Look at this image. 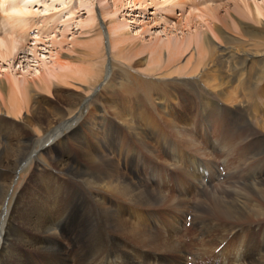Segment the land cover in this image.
<instances>
[{"label": "bare ground", "instance_id": "bare-ground-1", "mask_svg": "<svg viewBox=\"0 0 264 264\" xmlns=\"http://www.w3.org/2000/svg\"><path fill=\"white\" fill-rule=\"evenodd\" d=\"M186 1L189 8H202L203 6L208 5L207 3L209 2H206L205 0ZM186 1L163 0L161 1V3L163 4V6L166 4V7L164 8L165 10H167V12H170L175 7H184ZM203 1L205 2L202 3ZM34 2L35 0H6V4L4 5L5 7H7V10L14 7L18 13V15L16 16H11L10 21L7 22L6 26L9 28V30L8 28L5 29L8 30L7 32L5 31L6 34L4 33V35H0V59L9 60L10 64L12 61L14 62L16 56H18L19 53H22L26 48L23 43H26L28 41L24 40L26 38L30 39L32 33L33 34L31 39L33 40V42H30L29 46L26 49H31L34 54L37 52V45L42 42L41 40H37V38H39V33L41 32V30L39 33L35 29L32 32L30 30H26L30 24V20L35 15L34 11L32 10ZM70 2H72V0L63 4L64 8H69L68 10L70 16L73 13L80 12V8H82L87 13L86 17H84L83 19H79V23H81L83 26L91 27L92 24L94 25V23H97L98 20L100 21V24L98 22L97 26L99 28H102L103 22L106 23V25H108L107 29L110 35L112 46H114V48L119 47V49H122L123 47L124 49L126 48L127 58H130L132 62L134 61V59L139 58L133 62L134 64L145 63L146 59L141 55L143 54L144 50L149 47V45L144 43V41L137 42V37L134 38L135 35L133 36V34L131 36L132 32L129 31L131 25L126 24L123 20H118L116 16L120 8H122V6L126 4L124 0H97L96 5H98L99 3L101 6L100 12L103 18L102 21L101 19L99 20V17L97 16V13L95 11L96 5L94 1H81L79 8H77L78 6H73V3ZM146 2L147 0H130L129 3H134V5L139 3L140 6H145L144 3ZM151 2L152 4L157 5L156 0H151ZM230 3H232L231 6H234V9L236 10L235 12H239V15L244 19L262 23V20L264 19V1H262L261 3L258 0L227 1V4ZM224 4L213 7L208 6L203 11L200 9L198 14L188 12L186 16L184 15V26L187 27L189 31L187 36L183 34V37H179L175 33H172L174 35L168 36L166 40H163L159 46L155 45V47H152V49H150V54L153 56H151L150 60H148V62H151L150 65H154L155 67L160 69L164 68L165 70H167L165 73L169 75V77H173L175 76L173 74H176L178 72L182 73L183 69L187 67L180 65L179 59H181V57L186 52H189V54L191 53V55H193V53L195 52H192V49L196 48L197 56L195 58L197 60V63L193 68L190 67V72L195 73L199 69H201V65L205 66V61L211 60L215 55L214 52L216 46L212 43L213 37H216L220 40L223 39V35L221 32L222 30L220 29L221 27H217L216 25L218 24L214 23L215 25H213V28V26L211 27L208 23L210 21H212L213 23V20L223 22L225 14L224 16L219 14L218 9L221 5ZM111 5L112 7L114 6L115 9H110ZM240 16H238V18ZM4 19H6V16H4L2 9L0 8V21ZM193 19L195 20V22L196 20L197 22H200V24L204 23L206 29L207 27L210 29V32H212L210 38L209 34L207 36L203 35L208 33L207 30H203L202 32H200L199 28L196 25L192 24ZM181 22L182 21H179L180 25L182 24ZM38 23L39 21H37V23L35 24L36 27ZM62 24L64 23L62 22ZM175 24L176 25L172 26L173 30L177 29V23ZM150 25H148V27H150ZM193 26L195 28L191 30ZM148 27H145L142 33L149 32L150 30H148ZM13 29H15V31ZM45 29L46 28H44L43 30ZM101 30L103 33V29ZM241 30L244 32V34H249L248 31L245 30L244 26H241ZM258 33V30H256V33L250 32L252 39H249L258 40ZM28 34H30V38L28 37ZM248 42L249 40H247V43H244L242 41V46L246 47L247 44H249ZM56 44H58V42H56ZM228 44L231 45L224 46V48L222 49L223 55L229 58L227 60H231L234 63H240L241 68H243L244 65L248 63V61H252L253 63L256 61L258 64H261L258 69L254 70L253 72L251 71V75L253 74L252 79L248 78V81L245 84L246 86L244 88V90H247V87L251 88L247 90V93L244 94L245 97H254V100L252 102H255V107H251V103L248 104V106H245V108L242 110L231 111V109H229L231 111L229 115L225 116L226 114H224V116L222 117V114L217 112L219 108H221V104L220 102L219 105L217 104L215 96H207V94L205 95L199 93V103L202 105V113L199 112L196 120L199 127L204 129V133H207V136H204L206 140L209 141L210 135L214 133L215 137L220 140L217 148L222 147L223 145H228L230 147L232 146L231 148L233 149L228 152H231V154H233L235 157L238 152V157L236 158H241V160H243V157L251 159L260 156L255 160L253 159V162L255 166H257L256 164H258L259 162V166L261 168L251 167L248 170L246 176H240V178H238L237 175L235 176L233 173H229L228 171L229 174L227 173L224 179H219L218 177L215 184L212 186V189L209 191V204H204L206 207L198 204L200 211L204 212L205 210H207L205 214L202 213V215H207L206 217H208L207 213L211 214V212L213 211L221 214H211L212 216H217L215 226L219 228L221 227V224H227L222 221V219H228L235 222H243L249 220L248 218H251L250 220L252 221H257L260 217H262V219L264 218V212L260 211V203H264V131L261 133L258 132L260 130L255 132V130H253V128L248 125V122L250 120L249 117H252L254 118V121H256L257 123H261L260 126L264 130V88H262V82L264 78V42L259 41L258 43H250L248 46L253 45L252 49L255 48L253 50H255L256 52H251L252 54L243 52V56H236L232 43L227 42L226 45ZM193 45L194 47L192 48ZM242 46L240 50L244 49ZM163 48H165L168 52V59H166L165 62L163 61V56L161 55ZM235 48L237 49V47ZM247 48L251 50L250 47ZM122 57L125 58L124 54H122ZM25 58H27V56ZM223 59L226 58H220L219 56L213 57V61H216L220 65L224 64L223 62L225 60ZM51 67L48 66L46 68L49 70V76L51 77V79L53 80L54 77L59 78L60 75L57 74V71L53 72L54 68L52 69ZM235 67L236 66L232 68L235 69L234 72L236 73L234 74L236 76L240 74V70H242V73H245L244 69ZM152 69L153 70L146 71L145 73L155 74L159 76L158 70L155 71L154 68ZM35 71H37V78L42 79L43 75H45L42 74L44 72H41V69H36ZM77 71L80 74H77ZM72 72L73 74H70L71 76H69L73 77V75H78V79H84L91 74H85L86 71L84 72L81 69L72 70ZM214 72L216 74V78L211 80L213 82L211 83V86L214 87V89L216 88L217 90L219 89L223 92L228 87H232L231 83H233L234 79L232 78L234 74L232 76H229L227 71H223V68H221V70L216 69V71ZM4 76L6 80L0 78V110L4 108L7 115H20L23 113V109L26 108L25 110L28 114L29 109L27 107L29 103L32 102L28 97V92H30L32 86L30 85V82L32 83V80H29V78L24 75L22 76L21 80L20 77L16 76L14 72H10L9 70L4 74ZM5 81L8 85V91L5 89ZM45 82L48 83L46 77ZM3 91H6V95H3ZM163 93H166V91L163 90L162 94ZM198 107L200 109V105ZM179 113L181 117L182 115L185 116L183 114L184 112ZM202 114L206 116L208 126ZM173 115L169 113L168 119V123H170L169 126L171 131H173V134L168 133L165 127H159L158 131L162 134V137L159 136L158 140L159 143L163 141L162 144L164 146L159 143L158 146L162 147L161 150L163 153H166L164 147H168L169 153L174 156V164H172L174 167H169V165L156 161L153 158L148 160L143 159L144 162L140 163L139 161L134 160L133 156L122 163L123 167H121L117 165V162L116 164L111 160H106V158H103L102 155L99 154L97 149L86 146L84 143H82L81 145L78 143V145H76L78 148L72 151L69 150V152H67L63 150L62 145H65V139H63V136L66 135L63 134L64 132L58 131L55 135L48 136V138L44 140L40 146L52 159V168L54 170H52V172H48V174L43 173L35 179L31 178L32 181L30 182V184L33 190L28 192L27 196L25 195V192H22L20 194L18 193L15 196V232H13L15 234V264H172L171 262L173 261V258L171 257V255L175 254L174 252L176 251L179 252V250L184 249L181 247V245H184L183 241L179 240L175 236V234L168 228L167 231L165 230V227L172 226L173 224H175V228L178 227L180 218L177 219V214L175 216H173L174 214H171L173 211L176 212L177 210H179L181 213L183 211L189 213V210H192L193 215L191 225L189 227H185L182 224V227L180 226V232H187V229H189L191 226H193V228L196 226L197 228L198 225V235H194L195 233L192 234L194 238V244L199 245L197 243V237H200L201 235L206 233L207 219L205 221V218L201 219L197 216L196 218H194L196 205L195 202L197 199L205 198L207 191L205 189H198L196 191H193L192 193H199V191L204 192L203 196H195V199H193L192 196L190 197V199L188 198V200H186L185 195L188 193V190L191 187L194 188L195 181L205 182L206 178L208 183H212L211 181L212 179H214V176H212V174H214L212 168L218 170L217 175L219 176L220 171L218 167L215 166V162L219 155H225V161L227 162L228 167L231 163L230 158L232 159L233 155L228 154V152L224 153L223 151H221L223 148L220 151L215 150L212 152V155L214 157L212 162L208 158L206 159L199 154L186 149L188 150V152L182 154L180 157L183 162V165L180 166V164H177V160L175 159L178 155L176 154V149H178L179 151H183L181 148L183 143L192 149L198 147V144L194 143V141L190 136H188L183 127L177 128V125L173 122ZM136 116L140 115L137 114ZM219 116H221L222 118H220ZM133 118L134 119L126 123L131 128L134 127L140 129V127H142L140 124L143 123V121H147V119L142 117L134 116ZM218 118H220L224 122V125L221 123L223 127L221 128L220 133H216L220 126H213V123L215 122L214 120L217 119L218 121ZM78 122V120H74L71 123H65V129L68 130L71 135H76V137H79L80 135L77 131ZM225 123H229V129L224 128L226 126ZM10 132L11 131H8V128L6 130L3 129V123L0 121V216H7V207L5 200L9 188L13 184V179L10 182H8V180L3 181V176L7 175V171H9V174L11 176L12 174H15L14 172L21 168L22 163L25 161H29L32 158L34 152L37 151V149L30 148V143L23 146L17 145V147L15 146V148L11 151V154L13 155L12 161H9V158L5 159V155L7 154V152L11 148H13V145L9 141L11 135ZM199 133H201L202 136L204 135L200 131ZM100 137L101 136H99V138ZM175 137L182 141V144L179 143L177 141L178 139L176 140ZM76 140L79 141L78 138ZM238 140H242L243 142L241 141V143L237 145L236 142ZM80 142L83 141L81 140ZM246 146L247 149L244 152L245 154L239 153V151L243 150ZM11 162H13V164H11ZM131 163H135L138 166V169H140L141 173L140 171L137 172V170H135L136 168H134ZM201 164L208 168L207 169L205 167L208 172H206L205 169L201 171ZM250 165H252V163ZM179 167L182 169H180ZM236 167L237 168L235 169L237 170L238 164ZM127 170L128 173L126 172ZM55 171L66 172L69 177L67 179L62 178L60 177V175H55ZM158 172L160 176L155 177ZM175 172H177L178 175L174 176ZM184 177L186 178V182L180 185L182 186V189H180L178 183H180L181 180L184 179ZM163 179L168 180V183ZM231 179L234 180V182L232 183L237 184H231L230 190L227 186ZM166 183L169 189H165ZM213 189L214 191L212 192ZM166 190H169L180 197L172 196V194H170L169 191ZM254 192L258 193V199L261 198L258 203H255L257 199L253 195ZM185 204H187L186 210L179 209L180 207L185 208ZM156 205H159L158 207H166L164 223H162L160 219L152 214V210L160 211V209L157 208ZM155 214L158 215L159 212ZM4 224L1 225L0 223V229L2 231L4 229ZM263 226L264 219L263 221L250 222L243 225L240 224L239 226L234 225V227L230 225V227L226 228V231L228 232L225 240L222 242L223 245L220 249L217 250V247L219 245L215 248H213L214 246L209 247V243L204 239L202 240L201 245L203 246L204 253H206L202 254V256H216L240 231H245L246 229L254 230ZM1 230L0 264H7L8 256H3L4 254H6L5 246L7 245V243H4L1 239V235L3 234ZM186 236H189L191 240L190 234L187 233ZM190 240H187L185 238V241L187 242H191ZM260 247V251L251 260L250 264H264V235ZM188 248H190V245L188 246ZM194 249L189 250L188 255L191 254V259H188L187 256V264L188 260H193L195 264H198V262H202L204 260L202 258L195 259L196 251ZM212 249H214L213 252ZM232 249V256L235 257V259H233L232 261L234 262L233 264H240L238 250L234 248Z\"/></svg>", "mask_w": 264, "mask_h": 264}, {"label": "rangeland", "instance_id": "rangeland-1", "mask_svg": "<svg viewBox=\"0 0 264 264\" xmlns=\"http://www.w3.org/2000/svg\"><path fill=\"white\" fill-rule=\"evenodd\" d=\"M68 1L70 0H38V1L35 0L32 6V10L34 11L35 15L30 20V24L26 30L27 31L30 30L32 32L35 29L36 31H38V33L41 30V32L39 33V38H37V40L38 41L41 40L42 42L37 45V50H36L37 52L33 54V51L31 49H26L29 46L30 42H33V40L31 39L33 34L32 33L31 38H30V34H28V37L30 39L26 38L24 40L28 42L25 43L23 41L24 42L23 45L26 48L23 50L22 53H19V55L16 56L14 62L12 61L10 64L9 60L0 59V78L6 80L4 74L7 73L9 70L10 72H14V74L20 77L21 80H22V76L24 75L27 78H29V80H32L33 83L32 84L30 82V85L32 86L30 92H28V97L32 101L29 103L27 107L29 109L28 114L26 113L25 110L26 108L23 109V113L20 115L19 114L7 115L4 108L0 110V121L3 123L4 130L8 128V131H11L9 141L13 145V148H11L5 155V159L9 158V161H12L13 155L11 154V151L15 148V146L17 147V145L23 146L25 144L30 143V148L37 149L36 151L37 153L34 152L32 158L29 161L23 162L21 168H19L14 172L15 174H12L11 176L9 174V171H7L6 173L7 175L3 176L2 178V180L4 179L3 181L8 180V182H10L13 179L12 180L13 184L9 188L5 200L7 207L6 208L7 216L4 215L0 216L1 225L5 223L3 226L4 228L3 231L1 229L0 230L3 233L1 235L2 236L1 239L3 240L4 243H7V245L5 246L6 254L3 255L6 257L8 256L7 264H15V236H14L15 234L13 233L15 232V223H14L15 196L18 193L20 194L22 192L23 193L25 192V195L27 196L28 195L27 193L33 190L30 184V182L32 181L31 178L35 179L43 173L48 174V172L50 171L52 172V170H54L52 168V159L49 157L46 151H44L40 146L43 143V141L48 138V136L50 135L53 136L58 131L64 132L63 134L66 135L63 136V139H65V145H62L63 150L69 152V150L72 151L78 148L76 146L78 145V143L80 145L84 143L86 146H90L97 149L99 154H101L103 158H106V160H111L115 163L117 162L118 164L117 163L116 164L121 167H123L122 163L127 161V159L131 158L132 156L134 160L139 161L140 163L144 162L143 159L148 160L153 158L156 161L165 163L166 165H169V167H172L173 166L172 164H174L173 161L174 156L171 153H169L167 146L164 148L166 150V153L168 154H166L165 152L163 153L161 150L162 147L158 146L159 143L158 138L159 136L162 137V134L158 131L159 127L161 126L165 127L168 133L173 134V131H171L169 126L170 123H168L169 113H170L172 115L174 114L173 122L177 125V128L183 127L184 130L187 132L188 136H190L191 139L194 141V143L198 144V147L192 149L187 145H185L184 143L182 144V141H180L177 137H175L176 140L178 139L177 141L182 144L181 148L183 150V151H179L178 149H176V154H178L175 158L177 160L176 161L177 164H180V166L183 165V162L180 159V157L182 154L188 152V150L186 149H189L192 152H195L196 154H199L200 156L206 159L208 158L210 161L213 162L214 159L212 155L213 151L215 150L220 151L223 148L221 151L227 153L233 148H231L232 146L230 147L228 145H223L222 147L217 148L218 144L220 143V140H218V138L215 137L214 133L210 135L209 141L206 140V138L204 137L207 136V133H204V129L199 127L196 120L199 115V112L202 113L201 110L202 105L199 103V99H200L199 93L205 95L207 94V96H211V95L215 96L216 98L215 100L217 101V104L219 105V102L221 104V108H219L217 112L221 113L222 117L224 116V114H226L225 116H228L231 111L242 110L245 108V106H248V104L251 103L252 104L250 106L253 108L255 107V102H252L254 100V97L253 98L252 97L250 98L248 96L245 97L244 94L247 93V90L251 88L247 87L246 88L247 90H244V88L246 86L245 84L247 83L248 78L252 79L253 74L251 75V71L253 72L254 70L258 69L261 64H258L256 61L254 63L252 61H248V63H246V65H244L243 68H241L240 63H234L231 60H227L229 58L223 55L222 49L224 48V46L231 45V44L226 45L228 42V43H232L236 56H243L244 54L243 52L250 54H252L251 52H256L255 50H253L255 48L252 49L253 45L250 46L248 45L253 42L254 43H258L259 41L264 42V35H263L264 19L262 20V23H258L253 20L244 19L239 15V12L238 13L235 12L236 10L234 9V6L233 5L231 6L232 3L227 4V1L229 2V0H205L206 2L209 1L207 3L208 5H205L202 8L200 7L189 8L187 5V1L184 0L186 1L184 7L174 6L175 8L170 12H167V10H165L164 7H166V4L163 6V4L161 3V1L163 0H156L158 6L152 4L151 0H147V2L144 3L145 6H140L139 3L135 5L134 3L130 4L129 3L130 0H124L126 4L123 5L122 8H120L119 12L116 15L118 20H123L125 21L126 24L131 25L129 31L132 32L131 36L133 34V36L135 35L134 38L137 37L136 38L137 42L144 41V43L149 45V47L146 48L147 50L145 49L146 51L144 50L143 54L141 55L146 59L145 63L134 64L133 62L139 58L134 59V61L132 62L130 58H127L126 48L124 49L123 47L122 49H119V47L114 48V46H112L110 35L107 29L108 25H106V23L103 22L102 28H99L97 26L98 22L100 24V21L98 20L97 23L95 22L94 25L92 24L91 27L83 26L81 23H79V19H83L84 17H86L87 13L85 12V10L80 8L81 9L80 12L73 13L70 16L68 10L69 8L68 7L64 8L63 6V4L67 3ZM81 1H88V0H72V2L70 3H73V6H78L77 8H79ZM91 1H94L95 5L97 4V0H90V2ZM205 1H203L202 3H204ZM258 1H260L261 3L264 0H258ZM220 4H224L221 5L218 9L219 14H221L222 16H224L225 14V18L223 19V22L213 20V23L212 21H210L208 24L211 27L215 24H218L216 25L217 27H221L220 29L222 30L221 32L223 35V39L226 42L223 39L220 40L217 39L216 37H213L212 43L215 44L216 46L214 52L215 55L213 57L219 56L220 58L223 57L226 58L223 59L225 60L223 62L224 63L223 65H220L216 61H213V57H212L211 60L205 61L206 64L205 66L201 65L203 68L200 66L201 69H199L195 73L193 72L191 73L190 72L191 68H193L194 65H196L197 63V60L195 58L197 56V49L193 48L194 45L192 46L193 48L192 52H195L193 53V55H191V53L189 54V52H186L181 57V59H179L180 65L187 66L185 69H183L182 73L176 71L178 73L173 74L175 76L169 77V75L165 73L167 70H165L164 68L160 69L155 67L154 65H150L151 62H148V60H150V57L153 56L150 54L151 53L150 49H152V47H155V45L159 46L163 40H166L168 36L174 35L172 33H175L179 37H183V34L187 36L189 31L188 28L184 26L183 19L188 12H193L195 14H198L200 9L203 11L208 6L213 7ZM98 5L95 6V11L97 13V16L99 17V20L101 19L102 21L103 18L100 12L101 6L99 3ZM0 8L2 9L3 14L5 11H7V7H5L4 5H0ZM110 9H115V7L114 6L112 7L111 5ZM238 16L240 17L238 18ZM4 20L0 21V23L4 25L0 27L1 30L0 35L1 34L4 35V33L6 34V32L9 30L6 24L7 22L10 21V17H6V19ZM60 20L64 24H62ZM37 21H39V23L36 27L35 24L37 23ZM179 21H182L181 25L179 24ZM196 22L193 19L192 24L196 25L199 28L200 32H202L203 30H207L208 33L203 35L207 36L209 34V38H210V36L212 35L210 29L208 27L206 29L204 23L200 24V22L197 23ZM175 23H177V29L173 30L172 26L176 25ZM148 25H150L151 28L148 27ZM241 26H244L245 30H247L249 34H244V32L241 30ZM145 27H148V30L150 31L142 33ZM7 28L8 30H5ZM44 28H46L47 30L46 29L43 30ZM194 28L195 27L193 26L191 30H193ZM101 29H103V33ZM13 30L15 31V29ZM256 30L259 31L258 36L260 39L259 38L258 40L254 39L255 41L250 40L252 39L250 32L256 33ZM41 36L45 39H43ZM247 40H249L248 42L249 44H247L246 47H243L242 41L244 43H247ZM56 42H58V44H56ZM241 46L244 49L240 50ZM235 47H237V49ZM247 47H250L251 50H249V48ZM122 54H124L125 58L122 57ZM161 55L163 56V61L165 62L166 59H168V52L165 48L162 49ZM26 56L27 58H25ZM48 66L50 67L54 66L51 67L52 69L54 68L53 72L57 71V74L60 75V77L59 78L52 77L53 78L52 80L51 77L49 76V70L46 69ZM234 66H236L235 68L244 69L245 73H242L241 72L242 70H240V74L236 76L234 74L236 73L234 72L235 69L232 68ZM152 68H154L155 71L158 70L159 74L158 73L157 74L159 76L155 74L145 73L146 71L153 70ZM221 68H223V71L225 72L227 71L229 76L230 75L232 76L233 74L235 76V77L233 76L232 78L234 79L233 83H231L232 87L231 86L228 87L223 92L220 91L219 89L217 90L216 88L215 90L214 87L211 86V83H213L211 80L216 78V74L214 71H216V69L221 70ZM36 69H41L42 70L41 72H44L42 74L45 75H43L42 79L36 77V73H37V71H35ZM77 69L78 70L81 69L84 72L86 71L85 74L86 73H88V75L90 73L91 74L84 79H78V75H73V77H70L71 76L70 74H73L72 70H77ZM77 74L80 73H78L77 71ZM182 74L185 75L183 76ZM45 77L48 80V83L45 82ZM263 77H264V73H263ZM263 85H264V78L262 82V88H264ZM5 89L8 91L7 84L5 85ZM163 90H165L166 93L162 94ZM2 93L3 95L4 94L6 95V91H3ZM199 105H200V109L198 107ZM229 109H231V111ZM179 112H184L183 114L185 116L182 115L181 117ZM127 114L130 115L128 116ZM137 114H139L140 116H136ZM134 116L147 119V121H143V123L140 124L142 126L140 127V129L134 127L131 128L126 124L127 122L134 119L133 118ZM219 117L222 118L221 116ZM203 118L208 126L206 116L203 115ZM220 118H218L219 119L218 121L217 119L214 120L215 122L213 123V126L216 127L220 126V128L216 131V133H220L221 128L224 125V122ZM249 119L250 120L248 122L249 123L248 125L251 128H253L255 132H257L258 130H260L258 131L260 133L264 131L260 126L261 123H257L256 121L253 120L254 118L252 117H249ZM74 120L79 121L78 129H77L78 133L80 134L79 137H76V135L74 136L71 135L69 131L65 129L66 128L65 123H71ZM224 121H225V117H224ZM225 124L226 126L224 128L227 129L229 123H225ZM199 131L202 132L204 135L202 136V134L199 133ZM99 136L101 137L99 138ZM77 138L79 141L76 140ZM81 140L83 142H80ZM241 141L238 140L236 142L237 145L241 143ZM162 143L163 141L159 144ZM246 149L247 146L243 150L239 151V153L245 154L244 152L246 151ZM102 151L106 153H103ZM228 154H231V152H228ZM236 157H238V152ZM236 157L233 155V158L231 159L229 156L231 163L229 162L230 166L228 167L227 162L225 161L226 158L225 155H219V157L215 162V166L218 167L219 171H222L220 177L217 175L218 170L212 168L214 173L212 174V176H214L213 177L214 179H212L211 181L212 183H208L206 178H205V182L195 181L194 188L191 187L188 190V193L185 195L186 200H188V198L190 199V197L192 196L193 199H195V196L198 195L203 196L204 192L199 191V193L196 192L192 193L193 191H196L198 189H205L207 191L205 198L202 197L203 199L201 198L197 199L195 202L196 205H195L194 218H196L197 216L200 217L201 219L205 218V221L207 219L206 233L201 235L200 237H197V243L199 245L194 244V240H193L194 238L192 234L195 233L194 235H198L197 234L198 225L197 228L196 226L194 228L193 226H191L189 229H187V232L184 231L182 233L180 232V226L182 227V224L185 227H189L191 225V224L190 225L186 224L185 217L187 212L183 211L181 213L179 210H177L176 212L173 211L171 213L172 215L174 214L173 216L177 214L176 216L177 219L180 218L178 222V227L175 228L174 227L175 224H173L172 226L165 227V230L167 231V228L171 230L175 234V236L184 243V245H181V247L184 249L179 250V252L176 251L174 252L175 254L171 255L174 261L171 262L172 264H187V256L188 258L190 257L188 255L189 250L194 248H195L194 250L196 251L195 259L196 258L204 259L202 262H198V264H233L234 262L232 261L233 259H235V257L232 256L233 253L232 248L238 250L240 264L241 263L250 264L251 260L260 251L261 249L260 246L262 244V238L264 235L263 234L264 226L261 228H257L259 230L246 229L245 231L244 230L240 231L216 256H212V257L202 256V254H206L204 253L203 246L201 245L203 239L209 243V247L214 246L213 248H215L225 240L228 232L226 231V228L230 227V225L234 227V225L239 226L240 224L243 225L245 223L247 224L250 222H259V221H263L264 219L260 217L259 218L260 220L258 219L257 221L254 220L252 221L250 220L251 218H248L249 220L243 222H235L228 219H222V221H224L227 224H223V225L221 224V227L219 228L215 226V221L217 216H212L211 214L219 215L220 213L213 211L211 212V214L207 213L208 217H206L207 215H202V213L205 214L207 210L202 212L199 209L198 204L199 205L201 204V206H205L206 204H209L210 201L209 191L212 189V186L215 184L218 177L223 179L224 178L223 176H226V174L229 171V173H233L235 176L237 175V177L240 178V176L243 177L246 176L248 170L251 167L261 168L259 166V162L258 164H256L257 166H255L253 162V159L255 160L260 156L251 158L252 160L246 157L245 158L243 157V160H241V158L238 159ZM251 163L252 165H250ZM11 164H13V162H11ZM131 164L134 166V168H136L135 170H137V172L140 171V169H138V166L135 163H131ZM237 164H238V169L236 170L235 168H237L236 167ZM126 172L128 173V170ZM54 173L55 175H60V177L65 179L69 177L66 172L55 171ZM158 174L155 177H159L160 174L159 175ZM176 175H178L177 172L174 173V176ZM163 180L167 181L168 183V180L166 179ZM181 182L178 183L179 186L186 182V178L184 177V179L181 180ZM232 182H234L233 179L230 180L227 186L229 187L230 190H231V184H237ZM167 183L165 189H169ZM181 187L182 186H180V189H182ZM213 191L214 189L212 190V192ZM169 193L172 194V196L180 197L175 195L171 191H169ZM253 195L257 199V201L255 200L256 201L255 203H258V201L261 200V198L258 199L259 198L258 193L254 192ZM185 205H186L185 208L180 207L179 209L186 210L187 204ZM156 206L157 208L160 209V211L152 210L153 212L152 214L156 216L158 219H160L162 223H164L165 220L164 217L166 215V207L165 206L158 207L159 205ZM190 211L192 210L190 209ZM260 211L264 212V203L262 204L260 203ZM157 212H159V214L161 212V214L156 215L155 213ZM188 215L189 214H187V217L189 218ZM187 233L190 234L191 240L189 236H186ZM185 238L187 240H190L191 242L185 241ZM189 245L190 248H188ZM219 248L220 246L217 247V250ZM213 250L214 249H212V252Z\"/></svg>", "mask_w": 264, "mask_h": 264}, {"label": "clouds", "instance_id": "clouds-1", "mask_svg": "<svg viewBox=\"0 0 264 264\" xmlns=\"http://www.w3.org/2000/svg\"><path fill=\"white\" fill-rule=\"evenodd\" d=\"M6 4V0H0V5H5ZM18 15L17 10L13 7V8H9L7 11L4 12V16L6 17H11V16H16ZM3 24L0 23V27H2Z\"/></svg>", "mask_w": 264, "mask_h": 264}]
</instances>
